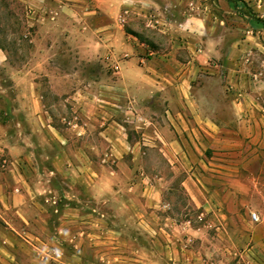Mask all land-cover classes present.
<instances>
[{
  "label": "rangeland",
  "instance_id": "374dc122",
  "mask_svg": "<svg viewBox=\"0 0 264 264\" xmlns=\"http://www.w3.org/2000/svg\"><path fill=\"white\" fill-rule=\"evenodd\" d=\"M188 1L0 0V183L22 186L32 206L4 264H264V136L232 111L237 63L170 89L158 58L173 45L162 25L186 28V43L190 28L212 37L213 67L264 23L227 0ZM246 2L264 21V0ZM195 106L225 128L201 129ZM73 208L97 219V237H62Z\"/></svg>",
  "mask_w": 264,
  "mask_h": 264
},
{
  "label": "crops",
  "instance_id": "0c3cea01",
  "mask_svg": "<svg viewBox=\"0 0 264 264\" xmlns=\"http://www.w3.org/2000/svg\"><path fill=\"white\" fill-rule=\"evenodd\" d=\"M168 1L170 2L169 10L171 11V9H173L175 5L176 0ZM189 2H191V0L188 1V3ZM188 3L185 2L186 5H188ZM192 4L195 7L198 6L197 0H193ZM256 11H260L264 14V7L260 9L256 8ZM261 17H264V15ZM160 27V31L165 33L167 37H171V44H173L170 51L164 53L163 56L160 55V57H158L162 58V60L159 61H161L165 66L169 67L172 70L171 72L166 73L165 76L161 75V77H165L167 83H169L170 85L166 83L164 86V83H160V86H169L170 89H176V83L181 82L184 79H193V77H196L198 75L199 71L202 70V68L208 69L214 75H220L225 74V72L228 71L229 68L233 70V68H231L233 65H235L233 63H237V71L239 74H237V76L234 75V78L232 79V85L234 86L233 94H235V96L239 98L237 99V101H239V105L236 104L234 107H232V111L236 115L237 121L239 120L243 125L248 124L246 126L250 131H252V137H254L255 140L258 137L259 139L262 138V136H264V113L262 112L263 105L256 101V97H258V95L260 94H263L264 96V90L262 93H260V89L263 87L262 84H264V82L262 81V78H259L261 73L258 72V67L254 65V60H264V41H262L263 37L261 36L264 33L260 30L258 32H253V30L251 29H246L243 32L244 34L242 35L241 39L237 42H233V45L230 47V49L227 50L229 59L224 60L221 64H216L215 66L211 67L209 63L211 61L209 60V58L211 57L212 51L214 50V39L212 37L201 36V33L197 34L196 27L194 28L196 32L192 28H190V39L188 43H186L185 39L180 40L179 38H176V36L179 34V31L186 28H180L175 24L167 26L162 25ZM205 31H208L207 27H205ZM208 33L209 32H206V34ZM186 37L187 36H184V38ZM193 39H195L196 42H194ZM197 41H202L201 46H199L200 44L197 43ZM185 48H187L190 53L189 60H185L182 58V50ZM207 65H209L208 68ZM185 69H187V71H183ZM148 76L150 75L148 74ZM161 81L163 82L164 79H162ZM121 97L127 96H125L124 94L119 98L117 96L118 102L123 100ZM166 109L167 110H165V112L170 115L169 123L175 125L177 128H181V126L183 125L182 122L184 120L181 121L180 119H183L182 113L185 112L182 111L181 108L173 106L170 109ZM183 109H185L186 111V107ZM190 109L192 108L190 107ZM100 112L104 114L106 113L104 111ZM199 112L200 111L195 106V110H193V113L196 114L195 123H197V125L201 129L214 130L216 128H225V126H223L221 123H215V121H213V119H211L210 117L199 115ZM97 113L98 111L96 112V115ZM113 123H116V121H113ZM209 134L211 135L212 132H210ZM104 135L108 136L109 140L114 139V132L111 128L105 129ZM94 148L95 147L93 146V149ZM76 152L77 155L85 157L89 160L87 152L83 149L78 148ZM21 188L22 186H16L15 184L11 183H0V217H2L6 225H8L6 226L2 221H0V264L9 262V259H7V257H15V255H12V253L19 249V243L23 239V234L20 233L19 229H17V226H15V220L20 221V219H22L28 225H30L32 222V219L31 217H29L28 213L30 211V207L32 206L29 205L31 203L26 204V201L24 200L25 196L23 195V191ZM74 213H77V215H75ZM6 216L13 220V225L10 223V221L5 219ZM13 217L16 218L14 219ZM96 220L97 219H95L91 215L87 216L81 214V212L76 208L69 209L68 214L62 217V237L67 240H70L74 237L77 242H85V240H89V238L91 237H97V231L93 227L96 225ZM76 226L77 229H79L78 231H74ZM260 227L263 228L264 226ZM76 231L77 233H75ZM31 237L33 238L34 235L31 234ZM35 238L37 239V237Z\"/></svg>",
  "mask_w": 264,
  "mask_h": 264
},
{
  "label": "trees",
  "instance_id": "16d2710c",
  "mask_svg": "<svg viewBox=\"0 0 264 264\" xmlns=\"http://www.w3.org/2000/svg\"><path fill=\"white\" fill-rule=\"evenodd\" d=\"M227 1L231 2L233 4L234 9H236V10H238L239 6L241 7L243 5L242 6L243 8H241V9L245 8V11L246 10L249 11V12H243V14L246 13V15H248V13H250V15H254V19H255L256 22L264 23V21L261 20L259 16H256L257 14L253 12L251 7L248 5V3L245 0H227Z\"/></svg>",
  "mask_w": 264,
  "mask_h": 264
},
{
  "label": "built area",
  "instance_id": "2783aa9c",
  "mask_svg": "<svg viewBox=\"0 0 264 264\" xmlns=\"http://www.w3.org/2000/svg\"><path fill=\"white\" fill-rule=\"evenodd\" d=\"M116 69H118V67H116ZM262 107H263V108H262V112L264 113V105H263ZM253 218H254L255 220L258 219L256 214L253 215Z\"/></svg>",
  "mask_w": 264,
  "mask_h": 264
}]
</instances>
